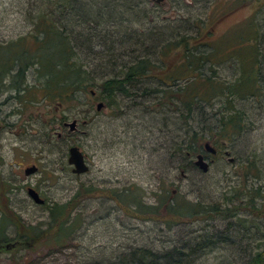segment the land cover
Segmentation results:
<instances>
[{
  "label": "rangeland",
  "instance_id": "obj_1",
  "mask_svg": "<svg viewBox=\"0 0 264 264\" xmlns=\"http://www.w3.org/2000/svg\"><path fill=\"white\" fill-rule=\"evenodd\" d=\"M31 1L41 0H0V41L27 31L30 20L26 9ZM126 3L82 0L64 15V24L76 34L79 61L90 69L95 83L116 73L122 63L147 51L149 46L156 47L155 43L170 36L169 31L176 30L178 21L184 23L186 19L201 17L206 26L212 23L209 37L213 42L230 35L236 23L255 5L252 2L232 9L231 0L209 3L185 0L178 8L159 5L145 14L137 6L141 16L135 17L125 8ZM99 6L105 8L104 13L120 14L99 16ZM228 9L232 10L220 17ZM185 24L194 34L192 22ZM149 31L160 34L154 40ZM232 42L225 39L220 44L229 48ZM199 48L205 53L209 45L202 44ZM170 52L161 63L171 64L178 58L179 51ZM213 67L214 71H210L204 61L200 76L228 79L237 72L231 59ZM41 80L34 66L27 68L24 82L39 84ZM183 81L179 79L176 83ZM160 86L162 83L155 76L140 77L132 83L130 94L117 95L113 104L102 102L99 109H95L100 100L96 86L75 89L67 96L51 100L39 97L37 91L33 94L11 89L0 91V181L4 183L7 204L21 219L31 224L39 221L40 227L47 220L45 207L26 194L28 185L47 203L66 200L80 182L95 187L93 192H82L81 198L79 195L72 211L79 224L63 243H53L46 237L47 241L43 238L31 247L0 245V264H113L117 251L132 245L161 249L184 240L187 242L183 251L188 258L183 256L176 264H245L252 251L264 245L261 217L244 208L230 216L205 210L209 204L229 207L244 203L246 187L259 184L264 191V153L256 161L262 169L259 178L248 175L243 181L241 174L244 156L252 148L260 154L264 147L262 122L256 121L248 134L224 143L214 153L204 152L208 168L202 171L191 161L171 153L181 125L171 106L162 104V99L159 102ZM217 104L215 101L213 107L204 106L202 117L209 115ZM212 117L207 119L209 123ZM72 118H76V129L68 131L61 122ZM206 124L201 126L207 127ZM70 144H76L84 154L88 166L84 172L70 171L66 161ZM31 163L36 170L24 174L23 167ZM127 187L144 203L154 202L167 190L171 201L182 198L197 201L204 210L168 228L164 214L140 217L132 207L118 203L113 194L116 190L126 191ZM3 201L2 196L0 209ZM1 232L11 241L14 227L6 224Z\"/></svg>",
  "mask_w": 264,
  "mask_h": 264
},
{
  "label": "trees",
  "instance_id": "obj_2",
  "mask_svg": "<svg viewBox=\"0 0 264 264\" xmlns=\"http://www.w3.org/2000/svg\"><path fill=\"white\" fill-rule=\"evenodd\" d=\"M80 1L82 0L30 2L26 9L30 20L27 31L6 41H0V91L11 89L16 93L27 94L37 91L39 97L51 100L67 96L75 89L86 90L89 86H96L97 97L108 105L115 102L117 95L130 94L132 83L140 77L155 76L162 83V87L157 89L160 92L159 102L162 99V104L171 106L170 109L175 112L176 119L181 125L180 133L176 135L178 139L171 147V153L191 161L192 165L194 164L191 158L196 152H206L202 147L204 140H207L217 151L224 143L248 134L256 126L253 124L256 121L262 122L264 128V0H231L234 2L232 9L247 6L252 2H255V5L246 17L236 23L230 35L213 42H210L209 37L212 33V23L206 26L201 17L190 21L186 19L184 23L178 21V25H175L176 30L169 31L170 36L165 37L159 44L155 43L156 47L151 45L147 51L122 63L116 73L105 76L99 83L93 81L90 69L81 60L79 61L76 52L78 49L75 42L76 34L71 33L63 22L66 12L73 8L75 2L80 3ZM99 1H127L125 8L131 10L129 14L138 17L137 6L143 8L145 14L159 5L178 8L185 0ZM194 1L209 3L212 0ZM232 9L224 11L220 17ZM104 10L105 8L99 6L97 14L103 17L120 14L119 11H115V15H112L109 9L107 13H104ZM190 22L196 28L194 34L190 31L192 29H189L191 27L185 24ZM179 27L182 29L180 30ZM150 31L148 35L153 36L154 40L160 34ZM225 39L233 40L232 46L228 48L227 44L225 47L220 44ZM202 44L209 45L205 53L199 48ZM171 50L179 51L178 58L171 64L161 63L166 60ZM225 59H231L236 64L237 72L231 78L200 76V66L204 61L208 62V69L214 71L213 64L217 65ZM30 66H34L38 75L42 77L39 84L24 82L25 72ZM179 79H183V83H176ZM89 91L93 92V89ZM215 101H218V104L210 114L202 117L200 112H203V107H213ZM209 117H212V123L207 120ZM203 123H207V127H202ZM263 153L264 147L260 154L252 148L250 154L244 156V169L241 173L243 181H246L248 175L260 177L262 169L256 161L263 158ZM3 184L0 181V201L2 196L4 200L0 209V232L6 224L14 227L11 241H7L2 232V235L0 234L3 239L0 245L5 248L17 244L31 247L46 237L53 243H63L79 224L78 216L72 213L78 203L79 195L81 198L82 192L88 194L95 189L80 182L64 201L47 203L43 200L40 206L45 207L47 220L45 225L40 227L39 221L34 224L24 222L7 204ZM129 190L130 188L126 191L116 190L112 194L118 203L123 207H132L140 217L152 218L153 215L164 214L168 228L171 224L183 221L185 217H195L204 210L202 208L204 206L197 201L185 198L171 201L167 190H164V195L151 203H144L137 194ZM246 195L247 198L242 204L229 207L209 204L205 210L216 215L230 216L244 208L249 214L261 217L264 221V191L261 190V186L258 184L250 188L246 187ZM186 242L184 240L177 244L172 243L171 246L161 249L132 245L126 250H118L113 264H176L181 261V257L188 258V253L183 251ZM245 264H264V245L255 248Z\"/></svg>",
  "mask_w": 264,
  "mask_h": 264
},
{
  "label": "water",
  "instance_id": "obj_3",
  "mask_svg": "<svg viewBox=\"0 0 264 264\" xmlns=\"http://www.w3.org/2000/svg\"><path fill=\"white\" fill-rule=\"evenodd\" d=\"M154 1H159V0H154ZM102 104H103L102 101L98 100L95 103V109H99ZM61 123H62L61 124L62 126H66L68 131H73L76 129V118H72L70 120H64ZM56 135H59V133L57 132ZM202 147H203V150L208 153L215 152L214 146H212L207 140H204L202 142ZM229 159H231V157H229ZM66 161L71 166L70 171L76 174L84 172L88 168L84 160V154L82 153V151L79 149V147L76 144H70L67 147ZM192 162L202 171H206L208 168V161L204 157V153H202L201 151L196 152L194 154ZM35 170H36V165L33 163L23 167L24 174L34 172ZM25 192L34 203L41 204L44 200L38 194V192L30 185H28L25 188Z\"/></svg>",
  "mask_w": 264,
  "mask_h": 264
},
{
  "label": "flooded vegetation",
  "instance_id": "obj_4",
  "mask_svg": "<svg viewBox=\"0 0 264 264\" xmlns=\"http://www.w3.org/2000/svg\"><path fill=\"white\" fill-rule=\"evenodd\" d=\"M63 121H64V120H63ZM61 124H62V123H61ZM204 157H205V155H204ZM84 160H85V158H84ZM85 162H86V161H85ZM26 187H27V186H26ZM26 187H25V188H26Z\"/></svg>",
  "mask_w": 264,
  "mask_h": 264
}]
</instances>
